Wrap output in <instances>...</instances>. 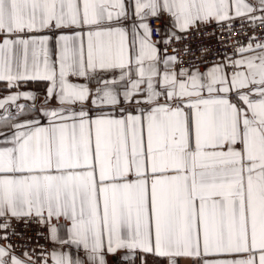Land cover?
<instances>
[{
    "label": "snow or ice",
    "instance_id": "6c2138e0",
    "mask_svg": "<svg viewBox=\"0 0 264 264\" xmlns=\"http://www.w3.org/2000/svg\"><path fill=\"white\" fill-rule=\"evenodd\" d=\"M165 14L231 35L264 0H0V81L44 82L0 98V264H36L13 220L82 250L51 264H264V42L177 68Z\"/></svg>",
    "mask_w": 264,
    "mask_h": 264
},
{
    "label": "built area",
    "instance_id": "2783aa9c",
    "mask_svg": "<svg viewBox=\"0 0 264 264\" xmlns=\"http://www.w3.org/2000/svg\"><path fill=\"white\" fill-rule=\"evenodd\" d=\"M153 27V38L159 40L163 35L164 20L150 19ZM264 26L256 22V27H251L249 22L241 23L237 19L233 23L231 35L226 28L217 24L209 27L193 30L181 35V39L174 41L168 46L166 55H175L183 63L177 68L192 69L212 65L213 62H222L225 54L231 55L239 48L240 44H247L250 37H254L253 43L264 42ZM166 38V37H164ZM239 41L240 43H237ZM162 45V49H163ZM175 49V51H173ZM1 235L4 234L0 231ZM8 242L11 244L16 255L27 253L32 256L36 264H44V260L51 262L50 255L53 252L51 238L47 227L35 222L27 226L15 220L12 227L7 230Z\"/></svg>",
    "mask_w": 264,
    "mask_h": 264
},
{
    "label": "crops",
    "instance_id": "0c3cea01",
    "mask_svg": "<svg viewBox=\"0 0 264 264\" xmlns=\"http://www.w3.org/2000/svg\"><path fill=\"white\" fill-rule=\"evenodd\" d=\"M151 19V18H150ZM163 20H164V28H163V35H164V37H168L169 35H171V33L173 32V31H175L176 32V35L177 36H181V35H183V34H186V33H188V32H190V31H193V30H198V29H202V28H206V27H209V26H211V25H213V24H216L215 22H213L212 24H208V25H201V26H199V28H192V29H190L189 31H187V32H179L178 30H175V29H173V27H172V25H171V23H170V20H171V18L170 17H168L166 14H165V17L163 18ZM154 39V38H153ZM154 40H156V39H154ZM161 48H162V45H161ZM162 55H166L164 52H163V49H162ZM211 65H206V66H202V67H198L201 71H205L206 70V68L207 67H210ZM160 67L161 68H163V65L161 64L160 65ZM28 83H41V84H43L44 82H40V81H29ZM16 91H33V92H37V93H39L40 95H41V97H42V95H43V87H41V88H36L35 86L33 87V86H26V85H24L23 87H21L20 89H15V88H13V89H9V88H7L6 87V82H3V81H0V98H4V97H6L7 95H10V94H13V93H15ZM17 103L18 104H23V105H25V112L22 114V116L20 117L21 119H23L24 117H27V116H29L30 115V112L28 111V109L30 108V106L32 105V101H28V100H23V99H21V100H19V101H17ZM13 112H15V108L13 107ZM0 111H2V110H0ZM0 235H1V232H0ZM60 235L61 236H63L64 235V232H63V230H61V232H60ZM51 243H52V249H53V251H68L70 254H73V255H79V252L80 251H82V250H77V249H75V247H72V248H67V247H65V248H63V249H61V246L59 245V244H56V243H54L52 240H51ZM49 264H51V262L49 263ZM109 264H111V260H110V262H109Z\"/></svg>",
    "mask_w": 264,
    "mask_h": 264
},
{
    "label": "trees",
    "instance_id": "16d2710c",
    "mask_svg": "<svg viewBox=\"0 0 264 264\" xmlns=\"http://www.w3.org/2000/svg\"><path fill=\"white\" fill-rule=\"evenodd\" d=\"M42 85L43 84H41V83H27V85L26 86H35L36 88H41L42 87Z\"/></svg>",
    "mask_w": 264,
    "mask_h": 264
}]
</instances>
